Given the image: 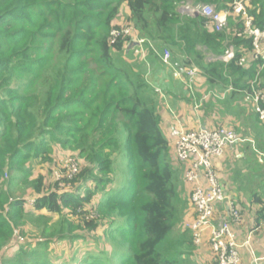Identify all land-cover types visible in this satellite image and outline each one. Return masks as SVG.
I'll return each mask as SVG.
<instances>
[{
    "label": "trees",
    "instance_id": "obj_1",
    "mask_svg": "<svg viewBox=\"0 0 264 264\" xmlns=\"http://www.w3.org/2000/svg\"><path fill=\"white\" fill-rule=\"evenodd\" d=\"M233 2L0 0V264H183L195 246L190 230L172 238L186 203L157 93L130 58L132 37L113 42V32L130 27L148 41L149 58L169 51L185 74L197 69L212 87L232 84L229 100L245 122L229 128L249 132L264 151V127L244 101L257 77L264 91V69L237 65L252 49L251 38L238 36L242 17L230 15L217 31L208 18L179 11L192 4L229 12ZM249 14L264 27V0H250ZM230 47L237 59L225 65ZM57 148L78 153V173L65 171L59 183L31 179V166ZM252 199L264 217L261 197ZM87 232H98L94 249L55 248L88 244Z\"/></svg>",
    "mask_w": 264,
    "mask_h": 264
},
{
    "label": "built area",
    "instance_id": "obj_2",
    "mask_svg": "<svg viewBox=\"0 0 264 264\" xmlns=\"http://www.w3.org/2000/svg\"><path fill=\"white\" fill-rule=\"evenodd\" d=\"M247 1L250 2V0ZM247 1L234 0L232 11L229 12L218 13L212 6H193L192 4L182 5V10L188 12L190 16H193L191 12L195 11L198 15L208 18L217 31H222L227 27L230 15L242 17L244 30L238 36L252 39L251 51L246 52V55L237 59L235 48L230 47L220 59L225 65L237 59V65L243 69L250 68L254 62L260 63V69L263 70L264 27L260 28L255 25L254 17L249 14ZM122 35L132 37V43L138 45L137 50L144 52V46L148 41L137 38L132 28H122L114 31L113 42ZM152 48L154 49L153 46ZM171 56L169 51L164 52L163 62L166 65L171 64ZM197 73V69H192L187 72V76L192 80ZM258 86L257 77L254 81H251L250 89L244 93V101L252 107L264 125V91L258 89ZM235 90L232 84L227 87L228 94L235 92ZM170 137L173 156L177 162L184 165V179L187 184L193 186L190 192V203L195 218L193 222L186 223V228L192 232L195 245H201L205 233L209 232V245L214 257L213 264H241L240 249L244 246L250 248L252 237L249 236L244 245L239 244L234 225L242 223V209L221 183L215 169V162L224 157L228 150H232L234 147L250 140L240 137L235 130L229 127L199 129L188 132L173 129ZM67 161L71 160L68 159ZM72 161L71 165L67 166L65 173L71 178L79 171V162L75 159ZM34 202L33 200L31 205ZM221 206H226V214L219 215V207ZM19 242H22V240H19Z\"/></svg>",
    "mask_w": 264,
    "mask_h": 264
},
{
    "label": "crops",
    "instance_id": "obj_3",
    "mask_svg": "<svg viewBox=\"0 0 264 264\" xmlns=\"http://www.w3.org/2000/svg\"><path fill=\"white\" fill-rule=\"evenodd\" d=\"M137 48L138 45L136 44L130 47V52L133 53L137 62L135 69L145 75L147 81L157 93L159 114L162 118L161 127L171 143L170 133L173 129L188 132L199 129H215L219 126L230 125L238 128L243 126L241 122L245 121L241 118L238 119L236 115V100H229L230 94L227 93V89L210 86L206 78L201 77L198 73L194 79H189L187 73L185 74V71L172 58L171 64L166 65L163 62V54H160L158 59L149 58V54H146V57L142 59V57L134 54ZM245 153L235 156L233 150H228L224 157L215 162V165L221 183L225 187L227 186V191L242 209L243 221L240 225H234L239 244L244 245L248 237H252L250 248L244 246L240 249L241 264H264V217L258 214L262 210V205L252 199L254 195H258L264 202V191L255 193L253 196L248 195L245 193V189L235 182L233 176L229 181L222 178L223 168L228 166L231 167L230 171H232L234 160L245 159ZM261 155L263 156V154ZM259 159L262 164L263 158L260 156ZM183 169L185 170L184 165ZM192 188L193 186L186 183V189L189 192L188 202ZM219 211V215L226 214V206L219 207ZM194 218L195 213L191 208L186 223L193 222ZM209 236V232L205 233L203 243L199 246L194 243L195 247L183 256V264L214 263L209 245Z\"/></svg>",
    "mask_w": 264,
    "mask_h": 264
},
{
    "label": "rangeland",
    "instance_id": "obj_4",
    "mask_svg": "<svg viewBox=\"0 0 264 264\" xmlns=\"http://www.w3.org/2000/svg\"><path fill=\"white\" fill-rule=\"evenodd\" d=\"M247 4H248V7H250V2L247 1ZM179 10L183 16L189 15L188 12H186L185 10L184 11L182 10V6L179 8ZM191 13H193V16H197V14H198L195 11H192ZM118 23H120V25H123L125 22L118 20ZM146 52H147L146 46H144V52H142L141 50H136L134 54L136 56L142 57V59H143L146 57V54L148 55V52L147 53ZM132 56H133V53L131 54V57L130 56L129 57L134 61V59H133L134 56L133 57ZM209 57H211V60H212V56H209ZM245 105H246V103H245ZM262 126L264 127L263 124H262ZM232 129L235 130L234 128H232ZM235 131L239 136H241L244 139H249L250 141L248 143L234 147V149H232L233 154L235 153L234 154L235 156L241 155L242 153H245V151H247V153H245L246 158L242 159V160L235 159L234 160L235 163L233 165L234 169L232 171H230L231 167L227 166V167L223 168L222 178H224V179L226 178V180L228 179V181H229L230 178L233 176L235 178V182L238 183V185L240 184L245 189V193L253 196L255 193H259V192L264 191V157H263L264 151L259 149L257 140H255L254 136H252L249 132H245V131L238 132L237 130H235ZM262 140H264V136H263ZM263 143H264V141H263ZM246 146H249V148L251 147L250 149H248L249 151L245 150ZM55 152L51 156L52 161L50 160L48 162H43V163L38 161V162H36V164L31 166V171L33 173V177H31V179H34L38 175H45V176H47L49 183H51V182L59 183L61 181V176L65 173L67 166L71 165V162H73L72 161L73 159L77 160L76 158L78 157V153L75 151H65V153H64V151L58 150V148H57V151H55ZM171 154H172V152H171ZM261 154H263V156ZM260 156H261V158H263L262 164L259 162ZM68 159H70L71 161H67ZM177 163L178 164L176 167L178 169H181V170L177 174V176L175 177V187L178 191L180 200L183 203H186V206L184 208H182L183 210L180 211V221L176 225V228L174 229L173 235H172V238L174 237V239H176V237H178L179 233H181L182 231L188 230L186 228V222L188 220V217L190 215L191 208H192V205L190 203V199L188 202V193L189 192L186 189V181L184 179V172L185 171L183 169V165L179 162H177ZM80 168H81V165L79 163L78 169H80ZM125 172H126V177H128V174H129L128 169H126ZM224 179H223V181H224ZM57 180H59V181H57ZM228 181H227V183H228ZM227 190H228V188H227ZM29 192H31V190ZM33 200L34 199L29 200L30 201L29 205L32 203ZM29 205H28V207H29ZM94 219H97V218L94 217ZM89 220H92V218ZM101 230L102 229H100L98 232H101ZM97 233H93V232L85 233L86 236L89 238L88 244H86L85 241H79V240L75 241L73 244H67V243H60L59 242V243H57V245H55V248L63 251L64 253L69 254V253L75 252V253H78V255H79L80 253H83L89 249H94V247H95L94 239H95V236L97 235ZM19 237H21V236H19ZM24 242H19L17 240L14 245L21 244ZM36 242L37 241H34V243H36Z\"/></svg>",
    "mask_w": 264,
    "mask_h": 264
},
{
    "label": "water",
    "instance_id": "obj_5",
    "mask_svg": "<svg viewBox=\"0 0 264 264\" xmlns=\"http://www.w3.org/2000/svg\"><path fill=\"white\" fill-rule=\"evenodd\" d=\"M199 15L197 14V16L196 17H198Z\"/></svg>",
    "mask_w": 264,
    "mask_h": 264
}]
</instances>
